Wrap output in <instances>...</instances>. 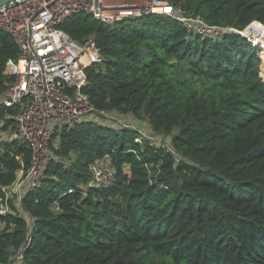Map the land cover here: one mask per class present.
<instances>
[{"label": "trees", "instance_id": "trees-1", "mask_svg": "<svg viewBox=\"0 0 264 264\" xmlns=\"http://www.w3.org/2000/svg\"><path fill=\"white\" fill-rule=\"evenodd\" d=\"M169 1L228 31L204 37L162 13L111 25L77 12L61 27L96 41L102 61L83 87L96 111L147 117L170 146L98 119L62 128L60 159L23 200L31 234L22 215H9L0 264H264L263 50L235 32L251 24L245 33L264 46V0ZM18 54L0 30V99ZM6 113L15 110L0 102V121ZM4 141L0 194L21 167L22 149ZM98 156L112 161L109 186L90 185Z\"/></svg>", "mask_w": 264, "mask_h": 264}, {"label": "built area", "instance_id": "built-area-1", "mask_svg": "<svg viewBox=\"0 0 264 264\" xmlns=\"http://www.w3.org/2000/svg\"><path fill=\"white\" fill-rule=\"evenodd\" d=\"M77 12L91 13L111 25L128 17L162 13L204 37L216 38L228 31L206 23L202 17L186 16L169 0H11L1 6L0 30L14 38L19 54L6 65L9 81L0 102L15 113H6L0 121V141L17 144L22 151L16 156L21 167L15 181L2 187L0 194V231L7 228L9 215L20 214L31 234L34 218L25 210L23 200L41 185L49 164L60 159L56 151L60 141L55 135L62 128L95 119L94 115L114 121L118 118L105 110L96 111L83 92L88 69L102 58L93 37L80 41L62 29L66 19ZM137 141L142 142L140 138ZM89 169L93 175L90 185L109 186L115 182L108 156L95 157ZM53 207L60 209L59 203ZM26 246L14 253L16 262L23 260Z\"/></svg>", "mask_w": 264, "mask_h": 264}, {"label": "rangeland", "instance_id": "rangeland-1", "mask_svg": "<svg viewBox=\"0 0 264 264\" xmlns=\"http://www.w3.org/2000/svg\"><path fill=\"white\" fill-rule=\"evenodd\" d=\"M246 29L244 31H242L243 35L246 36L248 38V40L251 41L256 47H259L260 49L263 50V53H261V51H260V54L262 56V74L264 76V46H262L260 43L257 42L256 37L251 36L249 34H246L245 33ZM259 36H260V34L257 37L258 39H259ZM117 114L119 116L118 115L116 116V117H118L116 121L109 119V118L101 117L98 115H94V118L98 119L104 123L110 124L111 126L126 125L129 127L141 129L144 133H146L148 136H150L151 139H153V137H155V141L158 144H165V145L170 146L169 140L167 138L161 139L160 136H158L157 134L154 133V131L152 130V128L149 124L147 117L139 118V117H136L135 115H133L132 113H128V114L117 113ZM13 256H14V254H13Z\"/></svg>", "mask_w": 264, "mask_h": 264}, {"label": "water", "instance_id": "water-1", "mask_svg": "<svg viewBox=\"0 0 264 264\" xmlns=\"http://www.w3.org/2000/svg\"><path fill=\"white\" fill-rule=\"evenodd\" d=\"M10 1H11V0H0V7L3 6V5H5L6 3L10 2ZM253 23H254V22H253ZM253 23H252V24H253ZM259 23H260V22H259ZM261 24H262V23H261ZM250 25H251V24H250ZM250 25H249V26H250ZM249 26H248V28H249ZM236 32H237V33H240V34L243 35L242 31H241V32L236 31ZM28 242H29V241H28V239H27V241L25 242V245H27Z\"/></svg>", "mask_w": 264, "mask_h": 264}, {"label": "bare ground", "instance_id": "bare-ground-1", "mask_svg": "<svg viewBox=\"0 0 264 264\" xmlns=\"http://www.w3.org/2000/svg\"><path fill=\"white\" fill-rule=\"evenodd\" d=\"M247 34V33H246Z\"/></svg>", "mask_w": 264, "mask_h": 264}]
</instances>
